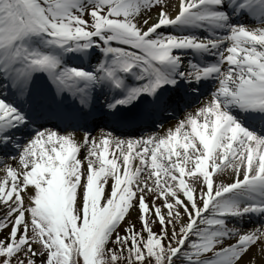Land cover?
Here are the masks:
<instances>
[{
    "label": "snow or ice",
    "instance_id": "6c2138e0",
    "mask_svg": "<svg viewBox=\"0 0 264 264\" xmlns=\"http://www.w3.org/2000/svg\"><path fill=\"white\" fill-rule=\"evenodd\" d=\"M234 4L233 15L264 11V0H0V79L14 89L42 72L57 100L66 93L84 107L87 88L106 80L119 90L121 76L138 70L145 82L106 105L116 115L147 98L123 118L136 125L167 111L170 97L158 94L166 84L183 80L195 91L202 80L218 82L174 130L136 139L45 129L9 146L27 123L0 100V264H251L253 248L264 256V224L244 230L224 221L264 213V204L238 208L228 199L264 193V137L231 114L264 123V24H229L225 5ZM174 25L212 31L158 32ZM40 35L46 46L97 48L105 59L92 72L61 67L56 55L23 45ZM174 50L216 60L185 64Z\"/></svg>",
    "mask_w": 264,
    "mask_h": 264
},
{
    "label": "rangeland",
    "instance_id": "374dc122",
    "mask_svg": "<svg viewBox=\"0 0 264 264\" xmlns=\"http://www.w3.org/2000/svg\"><path fill=\"white\" fill-rule=\"evenodd\" d=\"M172 4L173 6H175L176 4V0H172ZM236 11V8H234V11ZM233 12H232V17H234L233 15ZM155 14H153L154 16ZM229 24H239V25H243V26H246V27H250L251 26V23H252V20L248 21V22H245V21H236V22H228ZM200 28V27H198ZM192 30H188V31H184V30H180L178 28H175V29H167L166 31H163V32H160V33H163L164 35H172V36H176V37H181V36H196V37H205L207 36L210 31H212L211 28H208L207 30H204V32H200V33H197L195 32L196 28H191ZM226 34V33H225ZM46 40L47 38L44 37L43 35H40V36H35V37H32L26 41H24L23 43L25 45H28L29 46V49L32 50L35 48V46H37L39 49H42V50H45L46 52H49V53H52V54H56L58 55V57L60 56V53H61V49H56L54 47H50V46H46ZM115 46V45H114ZM227 46V45H226ZM92 49H95V51H92ZM80 55L82 56L83 58V63L85 64L84 65H77L76 63H78V60L75 59L73 57V55L71 54L70 56H68L66 54V59L64 58H60L61 61H64L66 65H70V64H74V65H77L78 69H81L85 72H92L93 69L95 68V66L101 61V60H104L105 57L103 56V54L101 53V51L97 48H89L88 51L86 52H79ZM189 57H186L185 58V61L184 63L186 64L187 63V60L188 59H191L193 60V62H197V60L194 59V56L191 55V54H188ZM201 60H205V61H208V62H215L216 58L215 57H210L208 59H204L203 57L200 58ZM138 70H136V75H138ZM4 82L0 83L3 84V86L1 87L0 86V89L3 88V87H6V90H0V93H1V96H0V100H3L5 101L6 103L8 104H11V102L7 101V97H6V92L9 91L10 94H15V91H20V89H14L12 87H10L7 83V81L3 80ZM97 84V83H96ZM96 84L90 86V95L91 97H94L95 96V92L98 91L100 88L98 86H96ZM200 84L202 85L201 86V90L205 89L207 86H211L210 89H207L205 90L202 95L198 98V99H195L194 100V103L193 104H190V106L186 109H183V110H180L178 112V114H176V116L174 117H171L169 118V121L173 120H178V118L182 115H184L186 113V111L188 110H191L192 108L196 107V105L198 103L201 102V100L209 95H211L212 93V90L214 89V87L216 86V84H218L217 81H212V80H202L200 82ZM98 85V84H97ZM187 88L189 87H186L184 88V91L187 90ZM48 91L47 87L43 86V82H42V79H39L36 78L35 76H32L31 78V82L29 84V86L22 90L21 92L22 93H25L24 95L25 96H28V102L27 103H22V105L17 109L19 112H21L24 116H25V119H26V123H27V127H23L22 128V131L18 130L19 132H17V134L15 135H18L17 137L15 138H23L25 137V134L27 135V137H32L34 136L38 131H43L45 129H51L59 134H63L65 131H73V130H58L56 127H54V120L51 119V122L49 123V128L48 127H45L46 125H48V123H45V124H37V122L35 119L33 122L29 121L28 117H27V113H28V109H29V106L34 104L36 106H39L41 103H42V100L38 99L37 100V96H43L44 95V92ZM175 92V91H174ZM177 94H179V91L177 92ZM13 102V101H12ZM95 104V102H94ZM12 105V104H11ZM96 105V104H95ZM13 106V105H12ZM15 107V106H13ZM82 112H85V111H82ZM162 113V112H161ZM83 114V113H82ZM91 114H93V112H90V115L85 117L84 118V121L82 122L81 126H84V125H89L91 126L92 124H95V121L94 119H91ZM30 115V114H29ZM164 123V122H163ZM155 124V123H153ZM159 124H156V127L154 128H151V129H141V130H135V131H132V132H127V131H124L122 133H115L114 131H112L110 128L106 127V126H103V125H95L94 129H91V130H87V129H82V127H78L77 128V131H79L80 133H88V134H95V133H99V131L101 129H105L107 130V132L111 133L112 135L116 136V137H120V138H128V139H136V138H140L142 136H147V134L149 132H153V131H159V128H157ZM247 131L251 132L252 133V130L250 128H248L247 126H243ZM90 128V127H89ZM77 134V133H76ZM14 138V139H15ZM15 141V140H13ZM25 143V139H21L18 143H14V142H10V146L11 144H16L17 146H22L23 144ZM16 149L13 148L10 155H16ZM11 160V159H10ZM10 164V163H9ZM230 171V169L228 170ZM5 173L3 172V174L1 175L0 174V178L3 177ZM220 179L224 180L226 179V175L224 176H221ZM149 199H151V197H149ZM229 201L230 203H232L234 206L238 207V208H243L244 206H247V205H251V201H252V193H249V194H234V195H231L229 198ZM207 215V214H206ZM252 215V213H251ZM257 216V214H253V217L254 216ZM135 217V213L133 214V219ZM258 217V216H257ZM229 220V217H226L224 218V221L225 223L227 224V221ZM262 223L261 221H256L253 225V227H256L258 228L259 226H261ZM137 230H139V225H137ZM156 231L158 232L159 231V228L158 226L156 227ZM123 234V233H122ZM229 243H234L235 240L232 239V240H229L228 241ZM109 247H112V245L110 244ZM256 251V255L255 257L252 256V264H258V259H262L264 261V256H262L260 254V250L259 248H255L254 249ZM126 254V253H125ZM247 259V258H246ZM37 263H39V258H37Z\"/></svg>",
    "mask_w": 264,
    "mask_h": 264
},
{
    "label": "bare ground",
    "instance_id": "6f19581e",
    "mask_svg": "<svg viewBox=\"0 0 264 264\" xmlns=\"http://www.w3.org/2000/svg\"><path fill=\"white\" fill-rule=\"evenodd\" d=\"M248 11H250V12H249V15L246 17L245 13L247 11L246 10H243V11L239 10L237 12L238 16L236 18L229 19L230 22H235V21L248 22L250 20H252V21H255V20L256 21H261L262 19H264V11H261L259 8H255V9L248 10ZM262 24H264V23H262ZM251 26H259V24L258 25H254L253 23H251ZM175 28H178V29L184 30V31L185 30L186 31L192 30L191 28H184V27H180V26L174 25L172 27L170 26L168 28L159 29L158 32L160 33V32L166 31L167 29H175ZM195 32H197V31H195ZM197 33H200V32H197ZM188 54L193 55L195 60L200 59V57H202V56H199V54L192 53L190 50H184V51L174 50V52H173V55L181 57L183 62L185 61L186 57H189ZM208 57H210V56H203L204 59H208ZM224 67H227V66L225 65ZM135 73H136V70L131 72L130 75H124L123 74L121 76V79L124 80V86L127 87L126 90L128 88H130L129 84L132 85V86H136V85H138L140 83H143V80H141V81L137 80L136 83L133 82L132 79L135 78V76H136ZM37 76L44 81L45 86H48L46 77H44L43 75H37ZM182 83H183V80L179 81V84H178L177 87H180ZM100 85H101V87H100V89L98 91L95 92V96L94 97H91L89 90L85 93V96H86L85 106L82 107V110L85 111L86 116H89L90 112H93L92 116H94L96 124H104L106 127H113L111 124H108L109 122H113L112 121L113 119L110 116L106 105L109 104L108 103L109 99H111L113 94H115L116 92L112 89L111 85H109L105 81H100ZM45 86H44V88H45ZM200 87H201L200 83L195 85V89L196 90L198 88H200ZM210 88H211V86H208L206 88V90L210 89ZM0 90L1 91L2 90L5 91V87L1 88ZM196 90L193 91L192 86L189 85V88L187 89V92L190 93V94H192V93L196 94ZM24 94L25 93L15 91V94L13 95V94H10L9 92H7V94H6L7 101L11 102V104L13 106H15V108L18 109L22 105V103H27L28 102V96H25ZM0 96H1V93H0ZM72 98H73L72 96L71 97H69V96H67V97L61 96L59 98V100L60 101H64L63 103L70 102L69 105L75 106V104L72 102ZM209 98H210V95L205 97V98H203L201 100V102L196 105V107L192 108L191 110L186 111V113H188V112L194 113L196 111V109H198L199 107L203 106V104L206 103L209 100ZM38 99L39 100L41 99L42 103L39 106H36L34 104L29 106V109H28L29 111L27 113V116H29L30 112L33 111V114L31 116H29V118L35 117L38 120L46 119L45 122H49V120L52 119L54 117V115L57 116L59 114L58 111H61V107L62 106L58 108L57 104H58L59 100L56 99L55 93L50 94L49 92L45 91L43 96L37 97V100ZM93 101L96 102L95 103L96 105L94 103H93V105H91ZM87 102H89V103H87ZM79 107H81L80 104H79L78 108ZM56 108H58V110ZM186 113L184 115L180 116L178 118V120H175V121H173V120L169 121L168 120L169 118H163V117L170 116V110L163 111L160 114L157 113L154 117H156L155 119H157V121L159 122V125L157 126V127H159V131L158 132L157 131L149 132L147 135H149V134L163 135L170 128H172L174 130V125L176 123H178L180 120L184 119ZM176 114H178V111H176L174 116H176ZM231 114L237 117V119L241 123V126L242 125H246L248 123H251L253 121L252 119H247L246 118V116H248L250 114H248V113H240L239 110L236 109V108H232ZM71 120H76V124L78 125V127H80L81 122L84 119H83L82 114H80L79 117H75V119L71 118ZM146 124H147V121L144 122V123L132 125L133 127H132V129L130 131L140 130L142 128V126H144ZM21 127H23V126H21ZM85 127H87L88 130H91L94 126L89 128V125H88V126H85ZM103 130H105V129H103ZM127 131H129V129ZM98 135H99V133H95L92 136L98 137ZM81 136H82V133H77L76 134L77 139H79ZM13 137H15V136L12 133V138ZM21 139H25V142H26V141H28L30 139V137L28 136V137L21 138ZM8 163H10L13 167H15V162L14 161L8 159ZM0 174L2 175L3 171H0ZM227 181H228V176L226 175L225 182H227ZM257 220L261 221V223L264 224V214L263 213L259 214V218ZM255 222H256V220L253 218L251 213H249L246 216H242V217H239V218L238 217H229V220L227 221V224L230 225V226L232 225V226L244 229V230H250V229L254 228L253 225H254ZM254 249L255 248H253L248 253V257L251 258V264H252V258H253L252 256L255 257V255H256V251ZM257 263L258 264H264V261L260 258V259H258Z\"/></svg>",
    "mask_w": 264,
    "mask_h": 264
},
{
    "label": "trees",
    "instance_id": "16d2710c",
    "mask_svg": "<svg viewBox=\"0 0 264 264\" xmlns=\"http://www.w3.org/2000/svg\"><path fill=\"white\" fill-rule=\"evenodd\" d=\"M37 264H39V263H37Z\"/></svg>",
    "mask_w": 264,
    "mask_h": 264
}]
</instances>
